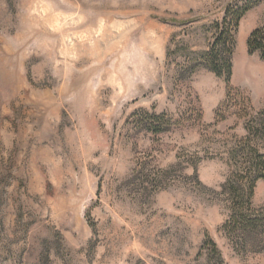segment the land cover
I'll use <instances>...</instances> for the list:
<instances>
[{
	"label": "rangeland",
	"instance_id": "obj_1",
	"mask_svg": "<svg viewBox=\"0 0 264 264\" xmlns=\"http://www.w3.org/2000/svg\"><path fill=\"white\" fill-rule=\"evenodd\" d=\"M231 1L0 0V264H216L204 234L225 264H264V233L238 248L222 229L229 153L264 106L246 46L264 5L237 28L230 97L206 69L180 77ZM142 112L183 122L153 135Z\"/></svg>",
	"mask_w": 264,
	"mask_h": 264
},
{
	"label": "trees",
	"instance_id": "obj_2",
	"mask_svg": "<svg viewBox=\"0 0 264 264\" xmlns=\"http://www.w3.org/2000/svg\"><path fill=\"white\" fill-rule=\"evenodd\" d=\"M264 5V0H232L224 9L220 21L211 26L212 42L206 51L191 53L187 57L184 66L181 67L180 77L190 79L193 74L203 68L211 72L215 77L223 79L226 86V98L234 91L230 85L232 76V58L235 48V34L242 18L251 10ZM249 55L257 54L264 62V16L262 24L254 29L246 41ZM225 102L217 107L214 117L215 124L224 119L221 109ZM246 136L237 141L236 146L229 153L232 163L228 179L222 187L228 198V220L222 229L226 236L238 247L237 240L245 241L246 236L264 233V214L257 213L252 207V197L255 184L258 180L264 182V106L259 111L250 114L244 111ZM136 123L153 135L170 131L172 128L181 126L183 121H173L165 114H153L142 112L136 115ZM202 114L197 111V121L201 122ZM243 159L238 164L237 159ZM165 174L166 171H159ZM259 252H264V240ZM202 248H208L213 255L216 264H225L216 244L204 234ZM240 248V247H238ZM242 248V247H241ZM243 250V249H241Z\"/></svg>",
	"mask_w": 264,
	"mask_h": 264
},
{
	"label": "bare ground",
	"instance_id": "obj_3",
	"mask_svg": "<svg viewBox=\"0 0 264 264\" xmlns=\"http://www.w3.org/2000/svg\"><path fill=\"white\" fill-rule=\"evenodd\" d=\"M242 37H243V32L241 31V38H242ZM240 72H241L240 77H241L242 79L247 78L248 75H249V72H248V70H247V67H246L244 61L241 63V66H240Z\"/></svg>",
	"mask_w": 264,
	"mask_h": 264
}]
</instances>
